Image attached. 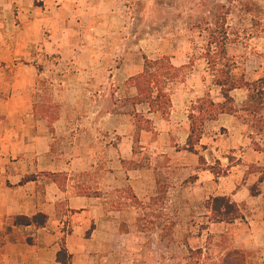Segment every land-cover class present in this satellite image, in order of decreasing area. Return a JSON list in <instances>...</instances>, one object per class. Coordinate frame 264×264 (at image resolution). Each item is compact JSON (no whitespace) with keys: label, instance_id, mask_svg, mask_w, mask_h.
Returning <instances> with one entry per match:
<instances>
[{"label":"rangeland","instance_id":"1","mask_svg":"<svg viewBox=\"0 0 264 264\" xmlns=\"http://www.w3.org/2000/svg\"><path fill=\"white\" fill-rule=\"evenodd\" d=\"M55 8L66 41L59 68L67 82L58 99L96 125L93 169L79 178L104 204L87 255L76 263L264 264L259 92L232 90L231 111L207 120L193 149L187 143L199 99L224 101L217 80L264 85V0H0V34L17 38L32 10L41 19ZM160 56L179 68L167 117L148 113L129 80L144 58ZM46 88L44 100L54 105V88ZM242 188L254 197H243L233 223L217 222L211 199L233 201ZM62 231L64 237L70 227ZM63 237L60 255L73 264Z\"/></svg>","mask_w":264,"mask_h":264},{"label":"crops","instance_id":"2","mask_svg":"<svg viewBox=\"0 0 264 264\" xmlns=\"http://www.w3.org/2000/svg\"><path fill=\"white\" fill-rule=\"evenodd\" d=\"M58 11L39 19L32 10L17 38L0 34V264H65L57 259L64 225L65 248L77 264L103 215L101 196L87 193L89 183L79 178L93 169L96 125L79 121L82 109L58 99L67 82L59 68L66 41ZM46 85L54 88V105L44 100ZM244 196L254 197L247 188L232 195L238 207Z\"/></svg>","mask_w":264,"mask_h":264},{"label":"trees","instance_id":"3","mask_svg":"<svg viewBox=\"0 0 264 264\" xmlns=\"http://www.w3.org/2000/svg\"><path fill=\"white\" fill-rule=\"evenodd\" d=\"M178 71L179 68H175L166 56L144 58L141 72L129 78L131 87L135 89L136 95L141 98L140 103L147 105L148 113L159 114L162 117L168 116L171 106L170 84L178 77ZM262 82L264 83V79L259 81V83ZM217 84L221 88L224 101L217 103L209 97L199 99L189 114L190 125L187 143L192 149L199 143L207 120H212L219 114L231 111V106H227V102L231 99L229 93L232 90L245 87L251 91V97L259 92L261 99L264 100V85L258 87L229 75L226 76L225 80H217ZM211 204L210 210L217 222L233 223L239 217L237 204L227 196L214 197L211 199ZM26 222H29V219ZM197 251L195 250V253ZM57 259L68 264V261L61 257L60 251L57 254Z\"/></svg>","mask_w":264,"mask_h":264}]
</instances>
